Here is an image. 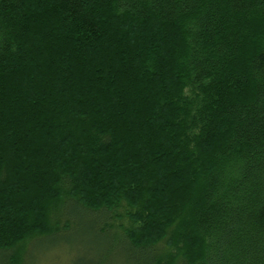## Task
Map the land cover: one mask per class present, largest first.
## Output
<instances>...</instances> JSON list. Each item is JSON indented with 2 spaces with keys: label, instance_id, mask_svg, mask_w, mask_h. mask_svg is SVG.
Returning <instances> with one entry per match:
<instances>
[{
  "label": "trees",
  "instance_id": "obj_1",
  "mask_svg": "<svg viewBox=\"0 0 264 264\" xmlns=\"http://www.w3.org/2000/svg\"><path fill=\"white\" fill-rule=\"evenodd\" d=\"M69 204L138 264H264V0H0V264Z\"/></svg>",
  "mask_w": 264,
  "mask_h": 264
},
{
  "label": "rangeland",
  "instance_id": "obj_2",
  "mask_svg": "<svg viewBox=\"0 0 264 264\" xmlns=\"http://www.w3.org/2000/svg\"><path fill=\"white\" fill-rule=\"evenodd\" d=\"M62 214V220H70L72 227L64 230L62 228L57 234L29 242L26 246L24 264H138L132 250L119 248L115 243L116 234L112 232L108 236L100 234L99 227L92 219L82 215L76 206L67 205ZM119 222L122 227L130 223L123 213L119 217ZM172 227L174 228V225ZM178 228L182 230L180 224ZM176 245L177 250L175 248L163 250L168 253L167 259L171 254L178 255L182 252L179 251L183 248L182 242L179 241Z\"/></svg>",
  "mask_w": 264,
  "mask_h": 264
}]
</instances>
